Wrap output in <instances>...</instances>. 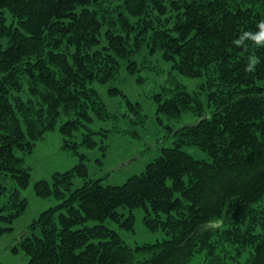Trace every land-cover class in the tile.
<instances>
[{
	"label": "trees",
	"instance_id": "16d2710c",
	"mask_svg": "<svg viewBox=\"0 0 264 264\" xmlns=\"http://www.w3.org/2000/svg\"><path fill=\"white\" fill-rule=\"evenodd\" d=\"M106 1L0 0V235L28 207L26 157L36 143L63 117L67 139L94 121L92 111L110 116L93 84L114 82L124 64L136 74L149 49L199 81L200 94L184 84L156 94L158 120L191 113L195 121L167 126L174 144L123 184L91 178L86 154L75 150L76 166L35 182L38 196L61 202L12 249L28 264H197L202 256L222 264L226 254L264 264V0ZM109 92L141 107L119 87ZM87 131L83 142L94 148L100 131ZM77 177L84 183L73 189ZM135 208L167 237L133 246L105 223L133 231Z\"/></svg>",
	"mask_w": 264,
	"mask_h": 264
},
{
	"label": "rangeland",
	"instance_id": "374dc122",
	"mask_svg": "<svg viewBox=\"0 0 264 264\" xmlns=\"http://www.w3.org/2000/svg\"><path fill=\"white\" fill-rule=\"evenodd\" d=\"M117 3V0L105 2L106 5L112 6ZM148 53L149 49L143 54L145 57L139 55V72L136 74H130L124 64L119 77L114 82L107 84L95 82L93 84L110 116L105 114L98 116L92 111L91 113L95 117L94 121L83 120L87 127H80L78 131H75L73 137H67V139L59 130L60 124L66 121V118L63 117L59 120L58 128L46 133L44 138L36 143L33 153L26 157V165L31 168L32 179L29 186L22 190V196L28 199V207L26 212L14 221V230L0 235V264H28L29 257L25 252L22 249L14 251L12 245L19 241L30 223L44 210L61 202L55 197L42 198L38 196L34 189L35 182L40 179L51 182L56 172H64L76 166L79 163V155L75 153V150H78V153L86 154V163L91 178L101 179L105 185L123 184L130 176L144 171L146 165L159 154V148L174 144L173 134L167 126L176 128L195 121V117L191 113L184 114L179 121L168 119L165 116H162V121L158 120L157 105L154 101L156 94L163 93L166 96L173 94L178 90V86L176 87L175 84H184L192 93L200 94L198 92L199 81L181 75L170 64L157 60L159 59L156 58L157 55L152 57L147 55ZM136 58L138 60V57ZM144 60L146 63L142 62ZM138 78H141L142 81H139ZM112 85L121 88L132 102L140 103L141 107L132 108L123 95L110 94L109 88ZM201 96L207 108V99L203 94ZM87 128L100 131L94 137L92 136L98 141L94 148H89L83 142L88 133ZM66 143L69 144L68 146L74 145L76 148L73 149L71 146L66 148L64 147ZM183 148L197 159L208 158L207 153L196 145H186ZM83 183L82 178H75L73 189L80 187ZM6 199L3 198L0 201ZM128 212L125 210L126 214ZM133 213L136 216L133 231L121 228L111 220H107L105 223L110 228L117 230L122 238L133 246L154 243L167 237L161 228L156 231L148 229L144 223L142 208H135ZM90 222L94 223V221ZM225 241L226 237L223 238L220 249ZM226 255H224L225 262L222 264L244 263L234 262L233 258ZM195 262L197 264L210 263L204 256L196 258Z\"/></svg>",
	"mask_w": 264,
	"mask_h": 264
},
{
	"label": "clouds",
	"instance_id": "9594fccd",
	"mask_svg": "<svg viewBox=\"0 0 264 264\" xmlns=\"http://www.w3.org/2000/svg\"><path fill=\"white\" fill-rule=\"evenodd\" d=\"M248 70H249V71H251V70H252V68L250 67Z\"/></svg>",
	"mask_w": 264,
	"mask_h": 264
},
{
	"label": "water",
	"instance_id": "95a60500",
	"mask_svg": "<svg viewBox=\"0 0 264 264\" xmlns=\"http://www.w3.org/2000/svg\"><path fill=\"white\" fill-rule=\"evenodd\" d=\"M24 235V234H23ZM23 235L19 238V240L23 237Z\"/></svg>",
	"mask_w": 264,
	"mask_h": 264
}]
</instances>
